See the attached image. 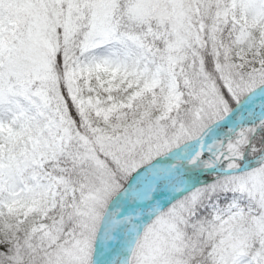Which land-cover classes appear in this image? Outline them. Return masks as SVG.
I'll return each instance as SVG.
<instances>
[{"label": "snow or ice", "instance_id": "snow-or-ice-1", "mask_svg": "<svg viewBox=\"0 0 264 264\" xmlns=\"http://www.w3.org/2000/svg\"><path fill=\"white\" fill-rule=\"evenodd\" d=\"M0 264H264V0H0Z\"/></svg>", "mask_w": 264, "mask_h": 264}]
</instances>
